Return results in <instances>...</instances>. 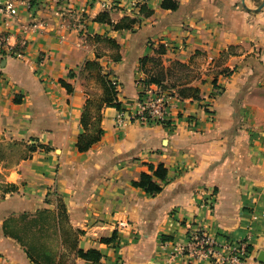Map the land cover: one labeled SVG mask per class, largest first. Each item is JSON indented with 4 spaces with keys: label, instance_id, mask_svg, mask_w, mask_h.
<instances>
[{
    "label": "crops",
    "instance_id": "crops-1",
    "mask_svg": "<svg viewBox=\"0 0 264 264\" xmlns=\"http://www.w3.org/2000/svg\"><path fill=\"white\" fill-rule=\"evenodd\" d=\"M172 1L175 10L163 0H0L15 10L0 13V35L23 44L21 59L0 55V264H35L28 247L48 264H208L171 256L197 228L245 243L247 263L259 264L264 0ZM124 19L137 22L114 29ZM90 62L120 109L101 108L100 140L78 152L84 105L102 95ZM150 75L170 92L165 124H118ZM158 164L167 182L149 197L131 182ZM64 230L100 260L75 257Z\"/></svg>",
    "mask_w": 264,
    "mask_h": 264
},
{
    "label": "trees",
    "instance_id": "trees-1",
    "mask_svg": "<svg viewBox=\"0 0 264 264\" xmlns=\"http://www.w3.org/2000/svg\"><path fill=\"white\" fill-rule=\"evenodd\" d=\"M161 8L163 9H170L175 10L177 8V4L172 0H163L161 4ZM140 12L144 14L145 16L149 15L151 12L148 10L145 4L139 5ZM136 19H124L122 24L114 25V29L122 30V29H129L136 23ZM115 61L117 59H114ZM152 61V59H142L141 63H145V61ZM86 70H90L97 74L98 81L100 84V87L102 89V95L99 98V100L95 99H88L84 105L83 111L80 116V124L83 128V133H81L76 140L75 148L78 152H85L87 151L92 145L96 144L101 136H102V130L99 127V120H100V114L99 111L102 107L112 106L116 109H120V103L117 102V89L115 88V85L109 81L107 74H102L101 68L98 64L95 63H87L85 66ZM143 86L154 84L157 85L163 89L165 87L162 85V80L159 78V76L150 75L142 81ZM61 84L69 91L70 88L67 84L62 83ZM148 170L150 171V174L142 173L138 177L136 181H132L131 185L136 188H140L143 190V192L149 196L153 197L157 194H159L163 187L165 186L167 182V172L166 169L163 167L162 164H158L156 166L148 165ZM65 218V217H64ZM76 234V232L74 233ZM64 245L71 250H73V254L75 257H78L80 259H83L88 262L96 263L100 260L101 255L98 251L94 249H88V250H82L78 249L76 245V239L72 237L71 233L67 230H64ZM117 236L116 233H113L110 238L101 239V242L104 243H110V242H116ZM66 241V244H65ZM28 252L30 256H34V259L32 261L35 264H48L50 261L45 258L44 260H41V258H37V253L33 251V247H28ZM246 252L248 256L249 249L246 247ZM36 255H34V254ZM31 258V257H30Z\"/></svg>",
    "mask_w": 264,
    "mask_h": 264
},
{
    "label": "built area",
    "instance_id": "built-area-1",
    "mask_svg": "<svg viewBox=\"0 0 264 264\" xmlns=\"http://www.w3.org/2000/svg\"><path fill=\"white\" fill-rule=\"evenodd\" d=\"M138 2V1H137ZM135 1L132 5L137 4ZM0 13L6 17L15 14L11 5L0 7ZM14 48L6 37L0 35V55L15 59L23 57L22 46ZM170 92L157 85L142 86L139 94L138 107L131 113L119 111L116 122L120 124L126 119L133 118L141 124L164 125L166 122ZM125 228L127 224H119ZM171 256H188L206 261L208 264H249L247 263L246 245L243 242L234 245L228 242H219L212 235L199 228L193 230L185 243L174 247ZM260 264V263H259Z\"/></svg>",
    "mask_w": 264,
    "mask_h": 264
},
{
    "label": "rangeland",
    "instance_id": "rangeland-1",
    "mask_svg": "<svg viewBox=\"0 0 264 264\" xmlns=\"http://www.w3.org/2000/svg\"><path fill=\"white\" fill-rule=\"evenodd\" d=\"M180 75H181V77H183L184 79H182V80H186L187 79V76H191V75H185L184 73L182 74L181 72L179 73ZM170 81H174V80H170ZM47 242V241H46ZM49 245L51 246V250L52 251H56V248H57V244L56 243H53V242H51V241H49ZM66 247V246H65ZM73 263V262H72ZM67 264H71V261H68V263Z\"/></svg>",
    "mask_w": 264,
    "mask_h": 264
},
{
    "label": "water",
    "instance_id": "water-1",
    "mask_svg": "<svg viewBox=\"0 0 264 264\" xmlns=\"http://www.w3.org/2000/svg\"><path fill=\"white\" fill-rule=\"evenodd\" d=\"M242 3H244V0H241ZM257 262L260 263V264H264V252H261L259 254V257L257 259Z\"/></svg>",
    "mask_w": 264,
    "mask_h": 264
}]
</instances>
